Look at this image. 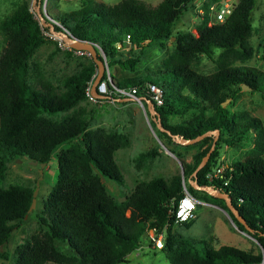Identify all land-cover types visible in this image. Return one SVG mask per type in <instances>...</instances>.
Wrapping results in <instances>:
<instances>
[{"label":"trees","instance_id":"trees-1","mask_svg":"<svg viewBox=\"0 0 264 264\" xmlns=\"http://www.w3.org/2000/svg\"><path fill=\"white\" fill-rule=\"evenodd\" d=\"M192 1L161 0L154 7L142 0H120L113 5L97 2L78 14L62 12L53 16L76 38L97 44L106 59L97 52L98 58L109 67L118 64L122 69L133 70L152 44L165 45V40L174 37V54L164 62L162 71L155 76L145 71L142 75L124 78L117 85L141 86L148 82L160 86L163 103L154 105V109L162 127L172 135L192 139L212 131L194 144L182 145L166 131L158 129L152 115V127L167 147L168 141L182 149L210 142L191 165L181 162L182 154L169 147L180 158L183 176L178 175L170 182L161 177L139 181L123 201H117L110 194L101 178L114 180L120 186L125 184L114 151L129 144L127 137L112 130H85L84 118L78 117L80 113L76 109L81 100H88L86 88L97 74L94 60L66 78L62 86L53 84L41 73L30 80L31 54L48 40L45 32L51 31V23L47 19H44L46 24L38 22L29 4L0 21L5 41L0 54V183L14 159L26 156L39 164L53 159L57 163L55 183L42 209L36 213L38 230L16 246L13 264H121L127 253L137 246L151 218L159 228L165 227L164 246L160 250L171 264L264 262V125L248 111L230 112L222 104L226 97L223 92L235 85L238 87L232 95L246 85L264 98V70L235 64L254 55L249 37L257 0H238L222 23L208 25V18H205L197 26L196 34L178 31L173 36V24ZM53 28L61 30L55 24ZM125 34L129 35L128 51L117 47ZM212 47L222 48V51L216 59V71L205 76L193 69L188 58L197 53L209 56ZM135 49L137 55L123 56ZM261 60L264 63V46ZM106 79L105 71L101 81ZM184 89L193 95L192 98L182 94ZM104 100L97 98L98 102ZM190 108L199 109V113L186 124L167 122L168 116ZM209 109L212 114L207 116L205 111ZM216 130L219 131L216 146L221 143L232 146L251 132L254 154L248 160L230 164L231 172L226 170L218 179L208 181L206 173L218 156L214 148L207 163L198 170L196 182L200 186H213L231 197L232 205L249 230L237 220L223 199L204 191L213 202H224L235 224L255 238L262 254H252L230 245L214 248L204 239L194 240L173 230L175 224L187 225L195 219L176 223L168 210L182 197L183 185L196 198H202L197 196L189 181L211 147ZM33 191L32 187L21 185L0 187V248L8 243L13 230L20 227L28 214ZM127 210L130 214L125 216L123 212ZM152 225L150 223L155 227ZM64 247L70 249L69 254Z\"/></svg>","mask_w":264,"mask_h":264},{"label":"rangeland","instance_id":"rangeland-1","mask_svg":"<svg viewBox=\"0 0 264 264\" xmlns=\"http://www.w3.org/2000/svg\"><path fill=\"white\" fill-rule=\"evenodd\" d=\"M119 1L43 0L42 4H40L43 14H46L55 23L53 16L59 13L78 14L83 10L90 9L97 2L113 5ZM142 1L147 6L154 7L161 0ZM237 2L238 0H193L187 6L184 14L173 24V36L178 31L196 34L197 26L205 18H208L209 21L214 17L210 6L217 5L218 8H223L225 4L236 5ZM24 4H29L31 10L36 12L38 22L42 23L44 21V18H41L37 14L39 3L34 0H0V21L10 16ZM252 14L253 30L249 37V42L254 48V55L247 61H236L235 64L243 63L264 70V63L261 60L264 46V0H257ZM87 27L85 26V28ZM53 30L55 29L53 28ZM61 35L59 31L53 32L52 36L48 37L45 43L38 46L32 52L30 57L31 69L28 74L30 80L41 73L53 84L62 86L66 78L92 64V57L86 53H80V50L68 46H60L57 38ZM173 42L174 37H171L164 41L165 45H161L160 43L152 44L141 55L140 61L133 70L122 69L118 64L109 67L105 63L108 79L111 83L117 84L124 78L139 76L145 71L153 72L152 74L155 76L156 73L163 70L164 62L174 54ZM4 46V34L0 30V54ZM221 51L222 48L212 47L209 56L204 53H197L190 56L188 62L196 72L205 76L210 75L217 69L216 59ZM97 52L106 59L102 50L98 47ZM137 54L138 52L135 49L130 53H124L123 56L126 58ZM237 87L238 85H235L231 87L230 91L223 92L226 95L223 106L230 112L246 110L250 115L260 118L264 125V98L261 97L258 91H250L249 89H241L236 95H232ZM182 94L189 98L193 96L186 89L182 90ZM104 99V101L100 102H92L86 99L81 100L76 109L80 113L78 117L84 118L85 130L96 131L101 129L105 131H117L123 133L129 141L127 146L114 151V159L124 176L125 184L120 186L114 180L101 178L107 190L117 201L125 200L139 181H150L161 177L170 182L178 175L183 176L179 161L181 160L185 164H193L198 154L210 142V140H207L198 145L182 149L168 141L167 145L170 148H175L176 151L182 154V159H180L173 152V154L167 152L166 149H169V147L159 140L150 122L152 114H150L147 103L144 100L114 102L108 98ZM198 113L199 109L190 108L180 114L168 116L167 122L170 125L186 124ZM205 114L207 116L212 114V110H206ZM62 116H58L57 119L60 120ZM252 146L253 135L251 132L232 146H227L224 143H221L219 146L215 145L214 148H216L218 156L210 163V166L215 167L218 165L234 164L236 161L248 160L254 154ZM30 161L26 156L12 160L8 165L3 181L0 183V187L3 188L10 185L37 188L35 207L24 217L20 227L13 230L8 243L0 248V264H13L16 246L38 230L36 213L42 209L43 201L56 180V159H53L43 167L39 163L33 164ZM184 187L186 188L185 185H183ZM195 193L197 196L202 197L199 200L206 204L198 206L196 210L197 216L194 220L188 222L187 225L175 224L173 230L182 236H187L194 240L204 239L214 248L230 245L252 254L263 253L255 238L235 224L228 211L224 208L223 201L213 202L210 196L203 190L196 189ZM123 214L128 216L130 211L127 210ZM148 221L154 224L152 226H155L158 232L160 231L161 227L159 228L154 218ZM152 235L151 231L148 233L145 230L138 239L137 246L127 253L125 261L121 264H171L162 250L154 248ZM64 251L67 254L70 253V249L67 247H64ZM46 264L57 263L48 262ZM260 264H264V262L262 261Z\"/></svg>","mask_w":264,"mask_h":264},{"label":"built area","instance_id":"built-area-1","mask_svg":"<svg viewBox=\"0 0 264 264\" xmlns=\"http://www.w3.org/2000/svg\"><path fill=\"white\" fill-rule=\"evenodd\" d=\"M34 1L39 3L38 10L42 13V17L44 19H47L52 25L55 24L61 27V30L59 32L62 35L59 38H57L60 46L67 47L66 40L76 39V37L68 29L63 27L56 20H54L55 23L52 22L51 18L49 19L48 16H46V14L45 15L43 14L42 7H41L43 0H34ZM233 7L234 5H229V4H225L223 8L221 7L218 8L217 5L210 6V9L212 10L214 17L208 21V25L222 23L225 20V18L231 13ZM30 10H31V7H30ZM31 12L34 13L36 17V12H33L32 10ZM41 24H43V22ZM52 33L53 31L49 30L48 32H45V35L48 37H51ZM128 43H129V35L127 34L123 37V42L117 44V47L119 49L129 50ZM94 46L96 47V49L97 47L100 49V47L97 44H95ZM80 53H86L88 56H91L89 52L85 50H80ZM108 78L109 77L107 76L106 80H103V81L100 80L99 84L97 85V91L100 94L104 95L105 98H108L111 101L118 102V101H123L124 99L136 100V101L144 100L146 103L147 101H150L153 103V105H156V106H160L163 103V89L157 84L146 82L141 86L134 85V86H129V87H123V86H119L117 84L111 83ZM91 85L92 84L90 82L86 88V96L88 100L92 102H96L97 98L92 94ZM226 170L229 172L232 171V167L230 166V164L218 165V166L212 167L206 173V178L208 179V181H213L214 179H218L221 176V174ZM226 183L227 182H225V184ZM216 190L219 191L218 189ZM200 204H206V203L196 198L184 187L182 197L178 200L176 205H174V203L171 204V207L168 210V212L169 214L174 215V221L176 223H181V222L189 221V220L196 218V210L198 208V205ZM163 229H161L158 232L156 227L150 226L149 221L146 222V230L148 233L150 231L153 233L151 238L154 241V248L158 250L162 249L164 246L165 232Z\"/></svg>","mask_w":264,"mask_h":264},{"label":"water","instance_id":"water-1","mask_svg":"<svg viewBox=\"0 0 264 264\" xmlns=\"http://www.w3.org/2000/svg\"><path fill=\"white\" fill-rule=\"evenodd\" d=\"M37 12H38V15L41 18H43L42 17V13L39 10ZM43 24H46V23L43 21ZM49 27L51 28V30L53 32H56L55 30H53V25L52 24H49ZM66 44L70 48H73V49H76V50H85V51L89 52V54L91 55V57L94 60L95 64L97 65V74H96V77H95V79H94V81H93V83L91 85L92 94L96 98L104 99L105 96L100 94L97 91V85L99 84V82L101 80V77H102L103 73L106 70V66H105V61L98 58L95 46L91 42L83 41V40L78 39V38H76L74 40H66ZM242 89H249L250 90V88L248 86H246V85H242ZM124 100H128V99H124ZM147 108H148L150 114L155 116V118L153 117V119L157 121V123H156L157 124V128L160 129V130L166 131L169 135L172 136V138L177 143H180L182 145L194 144V143L200 141L201 139H203L204 137L212 134V131H207V132H204V133H202V134H200V135H198V136H196V137H194L192 139H186V138L180 137L179 135H176V134L172 135L171 132L168 129H165V128L162 127L161 122H160V118H159V114L154 109V105H153L152 102L147 101ZM218 135H219V131L216 130L215 131V137H214V139L212 141L211 147L209 148L208 152L202 157V159L199 162L197 168L195 169V171L192 174L193 179L190 180L189 182H190V184L192 185V187L194 189H199V190L206 191L210 195H213L215 197L223 199L226 202V206L228 207V209L231 212H233V214L236 216L237 220L242 225H244V227L246 229L249 230L250 228L248 227L246 221L243 219L242 216L239 215L237 209H235V207L232 205L231 197H229V195L227 193L217 191L216 189H214L212 186H209V185L200 186L196 182V174H197L198 170L201 169L207 163V161H208V159L210 157V154L213 151L214 146L216 144V140H217ZM160 144L164 147V145L161 142H160ZM166 151L171 153V154H173L169 149H166ZM30 162L33 163V164H38L37 161H30ZM179 163L181 164V168H182V172H183V165H182V163L180 161H179ZM45 164L46 163H44V162L40 163V166L43 167V166H45ZM36 195H37V188H35L34 191H33L31 204H30V207H29L27 213H29L35 207ZM26 216L27 215H25V217Z\"/></svg>","mask_w":264,"mask_h":264}]
</instances>
